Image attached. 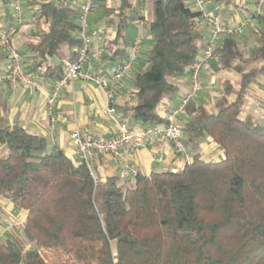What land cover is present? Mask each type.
Wrapping results in <instances>:
<instances>
[{"label": "trees", "instance_id": "1", "mask_svg": "<svg viewBox=\"0 0 264 264\" xmlns=\"http://www.w3.org/2000/svg\"><path fill=\"white\" fill-rule=\"evenodd\" d=\"M148 1L153 41L134 80L135 101L121 107L127 122L156 125L165 122L160 108L176 93L177 78L208 39L193 0ZM119 2L106 7L116 15L110 55L101 54L111 66L127 56L126 33L143 16L145 0ZM32 4L34 14L17 30L36 26L23 46L32 53L25 66L55 83L62 61L74 59L82 44L79 11L54 1ZM215 53L208 64L238 79H219L212 108L187 104L182 126L193 158L177 171L115 174L95 184L86 165L49 151L42 134L18 123L0 126V199L26 212L21 229L0 239V264H51L43 250L59 264H264V120L244 115L249 86L264 75V15L243 34L219 38ZM207 136L223 150L220 160L202 158ZM3 211L0 203V220Z\"/></svg>", "mask_w": 264, "mask_h": 264}, {"label": "crops", "instance_id": "2", "mask_svg": "<svg viewBox=\"0 0 264 264\" xmlns=\"http://www.w3.org/2000/svg\"><path fill=\"white\" fill-rule=\"evenodd\" d=\"M34 1L36 0L23 1L25 17L26 6H29V8L34 6L32 4ZM147 1L145 0L142 6L143 11L139 10L141 7L139 5L135 8L145 18L148 15L147 4L149 3H146ZM134 2H137V0H134ZM11 4L12 0H9L7 4L5 0H0V24L7 25L13 22ZM119 4V0L95 1L94 9L89 16V20L91 17L90 25L93 29H102V31L94 38L90 53L91 58L85 63V71L96 74L101 69L110 68L111 64L107 65L101 54L110 55L113 40L117 36V30L115 27L116 15L112 14V11L106 9V7L118 8ZM250 5L248 4V0H232V2L213 1L210 6L216 8L222 14L224 20L230 24L238 22L248 14L253 9L254 4L251 3ZM32 30H36L34 24L24 25L15 34L13 39L14 46L19 51H22L24 59L32 55L30 51L25 50L23 47L30 39ZM202 30L205 33V40H207L210 34L209 27L202 25ZM137 34L144 35L143 44L146 40L153 41V37L148 33L147 27L142 26L138 20H135L127 30V41L131 43ZM146 52L144 50L141 51L139 57H143V60H137L132 70L116 86L115 102L121 116L123 111L121 106L127 102L135 101L133 96L135 92L134 80L136 74L147 64ZM9 57L7 50L0 51V77L3 78H0V126L18 123L28 131L42 134L47 140L49 151L63 150L74 163H76L77 158L70 135L75 128L83 127L104 137L114 134L116 129L114 122L102 113V110L109 104V98L105 89L98 82L93 79L80 78L67 84L56 101L53 110L55 121H53L48 113L47 95L51 91L54 82L33 73L36 81L35 88L13 89L5 79L10 62ZM105 65L107 66L104 67ZM209 66L211 67V65ZM207 69V76L204 75L203 91H207L209 85L216 81L220 87L219 89H221L219 91L220 95L222 92V87L219 84L220 78L226 77L232 81H237L238 79V75L234 71L226 70L222 71V74H211ZM176 82L178 86L176 93L161 105L160 115L162 118L190 90V76L188 73L177 78ZM249 91L250 95L245 106L244 115L250 113L256 118L264 120V75L259 76L255 82L250 84ZM205 95L202 97L197 95L193 100L199 103L204 102L208 98L209 92L207 96ZM232 97L234 98V96ZM186 120H188L187 113L176 117V122L181 125H184ZM128 123L135 134L142 136L143 145L135 152H127L125 155L140 172L148 174L152 171L181 169L184 166V162L174 152L170 142L161 140L158 135L146 132L147 127L150 126L149 124L139 121ZM201 152L204 159L220 160L224 156V152L218 143L208 136L201 142ZM96 166L101 179H106L115 174L119 175V164L111 156L98 155Z\"/></svg>", "mask_w": 264, "mask_h": 264}, {"label": "built area", "instance_id": "3", "mask_svg": "<svg viewBox=\"0 0 264 264\" xmlns=\"http://www.w3.org/2000/svg\"><path fill=\"white\" fill-rule=\"evenodd\" d=\"M23 1L12 0L13 22L7 25L0 24V51L7 50L10 56L5 79L13 89L36 87L34 76L26 69L23 54L13 44V39L19 26L26 19ZM41 1H54L67 8H77L79 11V37L82 39V44L74 49L76 57L62 61V78L53 84L51 91L47 95V107L51 120L55 121L53 110L62 89L67 84L80 78L95 80L105 89L109 98V104L102 110V113L114 122L116 129L113 135L104 137L83 127L75 128L70 137L77 158L76 163L86 165L95 184H98L101 180L96 166L98 155L111 156L119 164L120 178L126 179L136 176L139 170L131 164L125 153L138 150L143 145L142 136L135 134L131 130L129 123L119 113L115 102V92L116 86L132 70L134 64L137 62L143 48L144 35L137 34L133 38L129 44L125 58L115 62L109 69H101L98 73L93 74L85 71V63L91 58L90 53L95 36L102 31V29H93L89 20L96 0ZM193 2L200 12L199 25L208 26L210 30L206 48L201 52L196 63L189 69V92L175 107L169 110L164 117V123L150 125L146 129L147 133L158 135L161 140L170 142L174 152L181 157L184 165L191 162L193 157L185 142L186 138L183 126L176 122V117L186 112V106L189 101L195 98L203 89V83L199 75L210 61L217 59L215 49L219 38L224 35L243 34L249 25L264 15V0H252L254 4L253 9L238 22L229 24L216 8L210 6L213 0H193ZM138 22L142 26H146L145 16L143 15L139 18ZM177 170L173 169V171Z\"/></svg>", "mask_w": 264, "mask_h": 264}, {"label": "rangeland", "instance_id": "4", "mask_svg": "<svg viewBox=\"0 0 264 264\" xmlns=\"http://www.w3.org/2000/svg\"><path fill=\"white\" fill-rule=\"evenodd\" d=\"M251 1L252 0H248L249 5L252 3ZM146 3H149V1H147ZM147 5H149V4H147ZM250 7H251V5H250ZM34 12H35L34 6H31L30 8H29V6H26V20H28L32 16V14H34ZM90 20H91V17H90ZM151 43H152L151 40H146V42L143 44L142 50L148 51L150 49ZM141 59L143 60V57L140 56L138 61H140ZM206 69L211 74H220V73L222 74L223 73V72L219 71L218 69H216V67L212 66V63H211V67L209 66V64H207L205 69L199 75V78H200L202 83H203V81H205L204 75L207 76ZM219 88L220 87L217 85L216 81L214 83L212 82L209 85V87L207 88V91L209 92V96H208V98H206V101H204V103L208 104L209 108L213 107L215 99L219 95V91L221 90ZM207 91H203V89H202L198 93V95L202 97L206 94L205 96H207L208 95ZM249 95H250V92H249ZM249 95L247 96L246 103L248 102ZM195 98H193V99H195ZM0 203H2L4 205V211L1 215V220H0V239L5 240L8 238L9 234L13 230L19 231L21 229L22 224H23L24 219H25V216H26V212L23 210H15L13 205L10 202H8L7 200L0 199ZM42 252L51 264H59L58 259L51 252L45 251V250H43Z\"/></svg>", "mask_w": 264, "mask_h": 264}]
</instances>
